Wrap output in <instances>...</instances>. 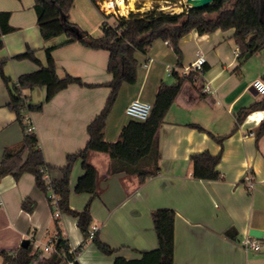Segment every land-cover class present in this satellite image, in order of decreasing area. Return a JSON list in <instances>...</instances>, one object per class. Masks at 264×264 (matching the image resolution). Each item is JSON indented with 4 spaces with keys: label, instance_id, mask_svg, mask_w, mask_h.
<instances>
[{
    "label": "crops",
    "instance_id": "0c3cea01",
    "mask_svg": "<svg viewBox=\"0 0 264 264\" xmlns=\"http://www.w3.org/2000/svg\"><path fill=\"white\" fill-rule=\"evenodd\" d=\"M130 5L129 1L122 11L116 3L112 12L124 16L132 12ZM0 12L11 13L10 24L15 29L2 37L5 46L0 52L7 60L5 74L13 80L40 68L15 56L31 48L46 64V48L68 40L66 35L44 40L34 0H0ZM112 12L103 2L98 8L92 0H75L70 17L82 30L100 37L104 14ZM108 21L112 23L113 19ZM234 34L235 29L205 35L191 31L179 42L180 61L163 40L155 41L147 53H136L138 79L135 84H124L120 91L105 129L108 142H116L131 120L125 112L130 102L154 104L161 83L175 82V74L169 69L183 76V68L190 66L200 51L207 59L206 71L183 84L159 129L160 173L142 185L124 173L101 181L103 191L91 205L92 227H97L101 240L116 251L105 255L89 243L77 258L79 264H114L118 257L135 260L143 252L157 249L152 213L161 209L176 213L174 264H264V135L257 141L253 132L264 119V110L251 113L233 132L237 112L263 98L251 87L255 79H264V50L237 71L239 50ZM53 57L60 78L71 75L91 85L72 84L46 103L43 111L28 115L47 163L63 167L69 154L86 147L88 126L104 109L111 93L105 85L112 81L108 72L110 52L73 42L57 47ZM24 93L32 103H39L45 100L47 89L37 87ZM9 102V91L0 75V163L5 149L19 145L23 139V129L8 108ZM212 135L228 137L222 146ZM204 151L213 155L222 152L217 166L219 180L194 177L191 157ZM90 162L101 177L107 175L108 155L93 153ZM84 172L78 160L71 174L69 199L71 208L77 211L91 199L88 193L75 192ZM61 177L59 171L51 173L52 179ZM25 199L37 204L33 213L22 208ZM61 220L65 236L76 249L84 241L77 218L62 214ZM52 222L48 198L37 187L33 174L25 173L18 180L12 174L0 178V264H4L2 252L17 251L26 239L46 245L55 238ZM251 229L263 233L257 239L261 244L258 251H249L243 245Z\"/></svg>",
    "mask_w": 264,
    "mask_h": 264
},
{
    "label": "trees",
    "instance_id": "16d2710c",
    "mask_svg": "<svg viewBox=\"0 0 264 264\" xmlns=\"http://www.w3.org/2000/svg\"><path fill=\"white\" fill-rule=\"evenodd\" d=\"M106 0H92L100 8V3ZM37 21L42 37L45 41L66 35L68 40L62 44L46 48V64H42L36 56L35 50L28 48L24 53L14 57L16 60H30L40 68L31 73L20 75L13 80L5 74L7 60L0 56V75L8 88L10 102L8 108L17 116V121L23 129V139L17 146L5 149L0 163V178L12 174L17 180L25 173L35 176L36 185L48 198L53 214L55 234L54 252L48 257H42V250L36 249L32 243L27 247H20L15 252H2L4 264H79L77 258L85 246L93 243L105 255H112L115 249L105 244L98 232L91 237L90 229L93 224L91 212L92 201L103 191L101 181L108 176L124 173L128 177L138 179L139 185L160 173L159 144L157 136L165 117L177 98L183 84L193 80L194 74L180 76L175 74L172 84L161 83L156 94V100L150 117L146 121L131 119L122 129L116 142H108L105 129L108 118L118 100L124 84H135L138 79L139 63L136 53H147L157 40L167 41L179 61L182 58L180 40L196 30L200 35L211 34L218 30L235 29L233 36L238 47L237 71L255 54L264 50V0H216L202 8H190L181 13H166L156 10L146 13L130 12L128 16L105 15L103 35L95 37L82 30L71 21L70 13L75 0H34ZM11 13L0 12V52L4 48L2 37L15 29L10 24ZM113 19V22L108 20ZM73 42H80L91 49H103L110 52L108 72L112 81L105 84L111 88L104 109L88 126L89 141L79 152L69 154L63 167H56L47 163L40 146L38 135L28 132L26 117L34 112H41L46 103L50 102L59 92L72 84L91 86L81 79L66 75L60 78L53 51ZM204 71L206 68L204 67ZM37 87L47 89L46 98L39 103H32L24 90ZM264 110V98L247 108H242L236 114V124L233 132L245 121L251 113ZM199 130L204 129L194 125ZM256 140L264 135V119L253 130ZM223 146L228 135L213 136ZM93 153H103L109 156L110 164L107 175L100 176L98 169L90 162ZM222 152L213 155L204 151L192 155L193 175L201 180H219L221 174L217 166L221 162ZM81 160L84 174L79 178L75 192L88 193L90 201L82 211L70 206V180L73 168ZM59 171L60 179H52L51 173ZM37 204L25 199L22 208L33 213ZM68 214L77 218V225L81 230L84 241L73 249L65 236L61 215ZM155 231L158 238V248L145 251L140 259L127 260L118 257L114 264H174L175 263V222L176 213L171 209H161L152 213Z\"/></svg>",
    "mask_w": 264,
    "mask_h": 264
},
{
    "label": "built area",
    "instance_id": "2783aa9c",
    "mask_svg": "<svg viewBox=\"0 0 264 264\" xmlns=\"http://www.w3.org/2000/svg\"><path fill=\"white\" fill-rule=\"evenodd\" d=\"M207 59L202 52H198L196 59L194 62L188 66L183 68V76H188L190 74H194V80L202 77L204 75V67L206 65ZM170 73L178 74L176 69H169ZM252 86L254 89L264 98V79L258 78L252 82ZM153 104L148 102H143L140 100H134L128 104L126 107V115L133 120L138 121H146L152 112ZM26 124L28 125V132L34 133L35 127L32 124L31 119L29 116L26 117ZM98 232L97 227H91L90 233L91 237H94ZM56 238H52L48 241L46 245H40L37 241L32 240V243L36 249H40L45 253L51 254L54 252V244ZM244 247L249 251H258L261 249V244L259 241L251 236H248L243 241Z\"/></svg>",
    "mask_w": 264,
    "mask_h": 264
},
{
    "label": "rangeland",
    "instance_id": "374dc122",
    "mask_svg": "<svg viewBox=\"0 0 264 264\" xmlns=\"http://www.w3.org/2000/svg\"><path fill=\"white\" fill-rule=\"evenodd\" d=\"M129 1L131 3L130 9H132V12L138 13H146L152 10L166 13H181L191 8L187 4L186 0H126V4H129ZM112 14H114L115 16H122L118 12H112ZM128 15L129 12L124 16ZM42 254V257H45L44 254L46 253L42 251ZM35 264L39 263L36 262Z\"/></svg>",
    "mask_w": 264,
    "mask_h": 264
},
{
    "label": "water",
    "instance_id": "95a60500",
    "mask_svg": "<svg viewBox=\"0 0 264 264\" xmlns=\"http://www.w3.org/2000/svg\"><path fill=\"white\" fill-rule=\"evenodd\" d=\"M216 0H186L187 4L194 9H202L210 4H212L213 2H215ZM251 91H255V93H257V91L254 89V87H251ZM249 236L254 237L256 239H261L263 237V233L260 230L257 229H251L249 231ZM31 241L26 239L23 241L22 243V247L27 248L30 245Z\"/></svg>",
    "mask_w": 264,
    "mask_h": 264
},
{
    "label": "bare ground",
    "instance_id": "6f19581e",
    "mask_svg": "<svg viewBox=\"0 0 264 264\" xmlns=\"http://www.w3.org/2000/svg\"><path fill=\"white\" fill-rule=\"evenodd\" d=\"M116 3H118L122 11L126 10L127 6L125 4V0H117V2H115V0H106V2L104 3V7L108 11L112 12L114 11Z\"/></svg>",
    "mask_w": 264,
    "mask_h": 264
}]
</instances>
